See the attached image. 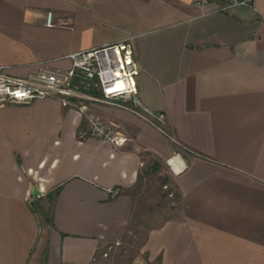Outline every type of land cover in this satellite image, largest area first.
Here are the masks:
<instances>
[{"label":"crops","instance_id":"obj_1","mask_svg":"<svg viewBox=\"0 0 264 264\" xmlns=\"http://www.w3.org/2000/svg\"><path fill=\"white\" fill-rule=\"evenodd\" d=\"M199 1L0 0L9 75L67 70L68 55L126 37L140 66V105L107 112L121 147L90 138L82 112L56 99L0 107V264H101L151 159L170 167L180 198L141 264H264V0L228 11Z\"/></svg>","mask_w":264,"mask_h":264},{"label":"built area","instance_id":"obj_2","mask_svg":"<svg viewBox=\"0 0 264 264\" xmlns=\"http://www.w3.org/2000/svg\"><path fill=\"white\" fill-rule=\"evenodd\" d=\"M259 0H224L221 11H228L238 6H248L256 10ZM197 2V6L206 3ZM48 24H52L53 13L47 15ZM134 37H126L118 42L99 48L83 50L67 56L71 68L53 69L47 64H40L36 72L26 77L7 74L0 67V107L7 105H29L37 100L56 99L64 106L78 107L81 111L86 105H79L84 100L93 102H129L139 106L138 75L140 66L135 59ZM143 116L152 124L161 127L165 116L151 111L140 112L135 107L129 108ZM89 137L124 146L127 138L113 124L89 119Z\"/></svg>","mask_w":264,"mask_h":264},{"label":"rangeland","instance_id":"obj_3","mask_svg":"<svg viewBox=\"0 0 264 264\" xmlns=\"http://www.w3.org/2000/svg\"><path fill=\"white\" fill-rule=\"evenodd\" d=\"M116 103L118 101L84 100L79 105H86L85 111L75 107L82 112L84 131L88 130L89 119L111 124L107 120L108 109L127 105L121 101L120 106ZM165 130L170 134L167 128ZM174 147L178 151L185 150L178 143H174ZM128 193L134 199L131 220L120 242L106 247L107 254L101 264H141L139 259L143 256L142 247L149 231L173 216L179 207V189L170 167L154 159L147 161L138 183Z\"/></svg>","mask_w":264,"mask_h":264},{"label":"water","instance_id":"obj_4","mask_svg":"<svg viewBox=\"0 0 264 264\" xmlns=\"http://www.w3.org/2000/svg\"><path fill=\"white\" fill-rule=\"evenodd\" d=\"M33 196H34V197H39V196H41V192H40V190H39L38 187H35V188H34Z\"/></svg>","mask_w":264,"mask_h":264},{"label":"trees","instance_id":"obj_5","mask_svg":"<svg viewBox=\"0 0 264 264\" xmlns=\"http://www.w3.org/2000/svg\"><path fill=\"white\" fill-rule=\"evenodd\" d=\"M35 210H37L38 212H40V213H42V214H44V215H47V213L44 211V209H43L42 207L37 206V207L35 208Z\"/></svg>","mask_w":264,"mask_h":264}]
</instances>
